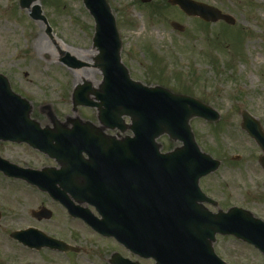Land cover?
Masks as SVG:
<instances>
[{"label":"rangeland","instance_id":"obj_1","mask_svg":"<svg viewBox=\"0 0 264 264\" xmlns=\"http://www.w3.org/2000/svg\"><path fill=\"white\" fill-rule=\"evenodd\" d=\"M202 1L233 15L236 23L206 22L188 15L179 6H172L169 0H109L124 42L123 61L131 75L150 85L162 84L191 94L220 111L221 117L216 122L191 120L202 149L222 161L219 170L204 183H213L219 196L221 183L226 184L221 189L228 188L233 198H242L247 207L264 218V197L257 192L264 194V169L259 162L262 150L241 126V111L246 108L259 117L264 127V0ZM35 4L41 7L51 32L42 19H34L27 8L20 6V0H0V72L7 75L17 92L30 100L32 117L42 126L52 124L50 111L62 121L79 115L98 123L95 107L78 106L74 110L73 91L78 83L75 84L71 74L76 69L87 70L90 77L79 83L91 81L94 86L102 80V71L95 66L98 51L93 46V15L83 0H37ZM172 21L183 24L185 29L173 28ZM4 24H8L9 30L1 29ZM39 33L52 45L48 51L36 48ZM61 45L70 51L62 50ZM73 52L82 53L84 58ZM67 55L84 65L67 66L60 60ZM159 141L163 151L179 144L168 135L161 136ZM16 150L22 160L55 167L36 150L24 146ZM236 154L242 157L233 159ZM20 188L26 190L24 186ZM34 193L36 197L11 203L15 213L27 215L39 204L40 193L37 189ZM255 198L261 199L260 203ZM46 208L52 211L53 219L57 213L65 219L59 206ZM82 245L93 252V247ZM239 254L243 264H264V255L248 243L240 246ZM97 260L100 264L105 262L104 257Z\"/></svg>","mask_w":264,"mask_h":264},{"label":"water","instance_id":"obj_2","mask_svg":"<svg viewBox=\"0 0 264 264\" xmlns=\"http://www.w3.org/2000/svg\"><path fill=\"white\" fill-rule=\"evenodd\" d=\"M35 1L37 0H20V5L29 9L35 19L46 21L40 6L34 5ZM172 2L179 4L187 13L199 15L206 20L225 19L229 23L235 22L232 15L222 13L219 9L202 2L195 0ZM84 3L96 20L93 40L100 52L95 65L102 69L104 78L99 87H93L90 82L78 85L74 93V104L98 106L102 125L83 121L80 117L69 118L63 122L51 111L53 127L43 128L39 121L31 117L30 101L13 92L8 78L0 73V138L26 141L55 157L62 165L61 169L33 170L13 165L0 157V167L9 175L36 182L43 190H53L56 196L54 197L61 201L64 195L61 188L56 185L57 182L63 186L66 184L65 191L69 190L75 194L81 191L77 189L79 188L76 185L77 177H74L75 174L83 173L81 165L75 164L81 153L98 149L109 150L113 147L119 162L123 159L126 165L137 168L139 182L133 187L134 190L151 192L152 189L157 190L158 186L152 187L149 183L162 182L161 190L166 193L165 199L161 202L158 199L149 200L155 205L163 204V213L169 217L166 238L178 235L179 224L183 223L189 224L182 230L185 231L183 236L191 241V236L195 235L200 241L186 252L177 253V262H181L179 260L187 263L204 262L200 259L203 252L206 261L210 263L219 261L218 264H225L215 254L211 245L217 232L233 233L254 243L264 252V221L255 217L252 212L234 207L228 212L220 211L215 214L200 206L199 209L194 208L193 211L186 213L183 209L187 207L185 197L180 195V187L177 191V185L181 183L184 191L189 189L199 193V178L219 167L220 160L202 151L190 124L194 116L215 121L220 117L219 112L195 97L173 92L163 86L152 87L132 79L128 67L121 58L122 41L108 0H84ZM175 26L183 28L178 22ZM61 61L71 67L84 65L70 55L62 57ZM91 94L100 101L91 98ZM123 114L130 116L132 121L130 125L124 123ZM243 119V126L256 137L264 150V132L259 122L247 111H243ZM116 126L122 131L130 128L134 135L116 138L104 132L107 127ZM164 133L174 140L182 141L183 145L167 153H161V145L156 139ZM90 156L91 159L94 157L92 153ZM261 163L264 166V155L261 157ZM151 166L162 169L150 174L149 183L146 184L144 177L149 174L146 170H150ZM46 213L50 214L49 211ZM188 214L192 215V218L186 222L182 217ZM33 236L36 238L38 234ZM61 243L60 240L53 238L50 242L52 247L57 248L62 247ZM41 244L37 243V246ZM170 250L172 249L166 248V251ZM180 255L183 257L179 258Z\"/></svg>","mask_w":264,"mask_h":264},{"label":"flooded vegetation","instance_id":"obj_3","mask_svg":"<svg viewBox=\"0 0 264 264\" xmlns=\"http://www.w3.org/2000/svg\"><path fill=\"white\" fill-rule=\"evenodd\" d=\"M20 146L33 149L27 143L0 139V156L20 166L30 168L49 166L35 165L30 160H22L23 158L18 155L21 153L16 150V147ZM41 154L46 157L50 165L58 166L55 159ZM85 176L102 178L101 174H81L77 177L82 180ZM209 178H211L210 174L200 179L203 195H197L195 201L201 202L212 212L220 210L228 212L233 207H247L242 198L235 196L233 198L228 188L221 189L226 184L221 183L218 189L219 196L213 189V183L208 181L207 185L204 183ZM79 184L91 185L83 182ZM92 184L97 190L94 202L90 199L91 195L84 202L75 201L79 206L77 208H85L87 214L72 215L66 206L55 200L48 192L40 190L36 184H31L22 178L8 176L0 169V264H59L60 262L62 264H100L97 258L102 260V257L105 261L103 264H177V261L170 262L165 255L167 248L165 216L147 214V204L144 213H130L127 206H112V203H118L122 199L117 198L118 192H113L111 189L126 187L123 182L98 181ZM21 186L30 191L27 192L24 188H20ZM128 186L134 187V183H128ZM34 189L40 193L41 200L37 205H40V210H36L38 207L34 206L27 215L15 213V207L12 204L20 203L19 199L24 201L28 197H36ZM21 190H24L23 194H20ZM257 192L259 197H264L261 191ZM123 193L125 194V191ZM67 194L70 196L69 192ZM148 194L150 199L162 201L153 190L151 192L149 190L133 191L130 188L127 191V195L131 197L146 195L148 198ZM202 196L206 199L200 200ZM260 200L255 198L256 202L260 203ZM262 204L264 205V202ZM53 205L60 207L65 214V219L60 217L59 213L54 219L53 213H46V206ZM57 210L56 208L54 211ZM34 229L39 230L40 233H35ZM36 234L40 236L35 238L33 235ZM52 238L60 240L62 247H52L50 244ZM178 242L184 243L182 239ZM37 243L42 244L35 246ZM82 244L93 247V252ZM175 244L177 246V239ZM241 245H244V242L233 234L218 233L214 242L216 252L228 264H243L240 262L239 254ZM99 252L104 254H98Z\"/></svg>","mask_w":264,"mask_h":264},{"label":"bare ground","instance_id":"obj_4","mask_svg":"<svg viewBox=\"0 0 264 264\" xmlns=\"http://www.w3.org/2000/svg\"><path fill=\"white\" fill-rule=\"evenodd\" d=\"M2 30L5 29V30H9L8 28V24H4L1 28ZM35 46L36 48L39 50V51H48L49 50V47L52 48V45H50V42L49 40L47 39V37L42 34V33H39L36 37V40H35ZM62 47L61 49L62 50H65L66 48L64 46H60ZM68 50V49H66ZM70 51V50H68ZM54 52V51H53ZM74 54H76L77 57H80V58H84V55H82V53H79V52H73ZM72 76H73V79L75 81V84L79 83V81L81 79H85V78H88L90 77L91 73L88 72L87 70H75L74 72H71ZM20 194H23L22 192H20ZM19 195V194H18Z\"/></svg>","mask_w":264,"mask_h":264}]
</instances>
